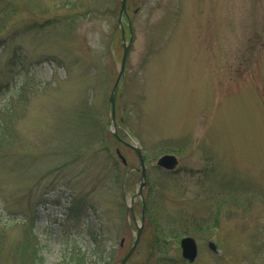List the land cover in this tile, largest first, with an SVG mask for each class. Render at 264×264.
I'll return each instance as SVG.
<instances>
[{"label":"rangeland","instance_id":"374dc122","mask_svg":"<svg viewBox=\"0 0 264 264\" xmlns=\"http://www.w3.org/2000/svg\"><path fill=\"white\" fill-rule=\"evenodd\" d=\"M120 7L0 0V119L11 140L0 142V264H20L27 227L35 264H66L75 244L96 260L95 241L111 264L127 253L140 164L113 132L142 148L148 170L127 264H187L184 236L198 242L193 264H264V0H128L134 40L114 125ZM164 154L178 157L176 171L157 165Z\"/></svg>","mask_w":264,"mask_h":264},{"label":"water","instance_id":"95a60500","mask_svg":"<svg viewBox=\"0 0 264 264\" xmlns=\"http://www.w3.org/2000/svg\"><path fill=\"white\" fill-rule=\"evenodd\" d=\"M126 4H127V0H121V10H120V19H119L120 24L122 23L123 15H126L128 17L127 10H126ZM129 28H130V39L128 42H126L124 29L122 28L123 47H124L122 64H121V68H120L118 77L114 83V86H113V89L111 92V96L109 99L110 104H111L112 122H114V123H115V119H116L117 92H118V88H119L121 79L124 76L126 61H127V58H128L129 52H130V47H131L132 41H133V28H132L131 22L129 23ZM114 134H115V136H117V134L115 132H114ZM123 142L125 145H127L128 147H130L136 151V153L139 157V160H140V169L139 170L141 171L142 176L140 178V189H139V192L136 194V197H137V196L142 194V190L146 184L147 170H146V165H145V159H144L143 153H142L141 149L139 148V146H137L131 142H128V141H123ZM117 153H118L119 157L122 159V162L124 164H126L127 161L122 156L119 149H117ZM158 165L161 167H164L166 169L173 170L178 166V159L175 155L167 154V155L162 156L159 159ZM144 220H145V208H144L142 216H141V224L138 225V228H137L138 233H137L136 239H135L131 249L129 250V252L126 254V256L118 264H125V262L133 254L135 248L137 247V245L139 243L140 237H141ZM208 246L215 253H217V254L219 253L217 244L215 242H213L212 240H208ZM181 248H182V256L185 259H187L191 263L196 260V258L198 256V246H197V242H196L195 238H193V237L183 238L181 241Z\"/></svg>","mask_w":264,"mask_h":264},{"label":"trees","instance_id":"16d2710c","mask_svg":"<svg viewBox=\"0 0 264 264\" xmlns=\"http://www.w3.org/2000/svg\"><path fill=\"white\" fill-rule=\"evenodd\" d=\"M0 135H1L0 142L2 144L10 143L11 141L10 136L7 134L6 129L3 126L2 119H0ZM27 228H26L27 236L19 250V255L21 256L20 264H35L36 262L35 260L37 259L38 249H36L35 246L32 245L33 236H31L30 234L31 228L30 229ZM159 243L160 240L157 238L155 244L158 246ZM67 256H68V260L66 261V264H97V261H102L105 258V256H107L108 258L110 254L106 250L105 244H103L102 242L95 241L94 248L92 249L91 253H89V256H95L96 260L89 261L87 252L81 251V249L76 244L74 245V250L70 252V256L69 255ZM105 262H106L105 264L110 263L108 262L107 259Z\"/></svg>","mask_w":264,"mask_h":264}]
</instances>
